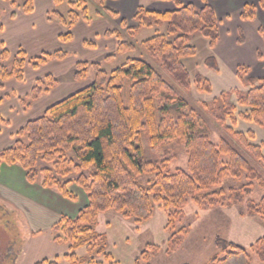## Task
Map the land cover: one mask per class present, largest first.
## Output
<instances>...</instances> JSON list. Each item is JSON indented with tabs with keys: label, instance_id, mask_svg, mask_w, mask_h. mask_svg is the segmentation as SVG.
<instances>
[{
	"label": "trees",
	"instance_id": "trees-1",
	"mask_svg": "<svg viewBox=\"0 0 264 264\" xmlns=\"http://www.w3.org/2000/svg\"><path fill=\"white\" fill-rule=\"evenodd\" d=\"M64 1L53 0L55 6ZM105 1L92 0L95 15L105 13L116 17L114 11L105 7ZM162 1H173L176 9L159 12L138 7L133 16L136 27H127L126 21H120L128 38L117 28L105 32V35L117 39L115 52L105 61L113 59L116 54L142 48L171 82L149 62L139 58H127L110 72L105 71L99 62H77L73 78L82 80L92 69L91 84L27 121L16 132L14 143L0 151V166L18 165L28 183H38L72 201L76 197L68 190L70 184L77 185L85 193L87 204L76 216L62 215L52 226L54 231L61 232V236L54 240L69 244V253L63 256L69 264H86L84 258H78L74 253L83 247L89 256L103 254L106 261L112 260L111 254L105 253V234L94 228L98 214L108 210L132 218L137 224L151 218L156 208L165 211V228L169 233L165 253L168 256L186 234L184 227L174 231L173 225L182 218V208L189 200L203 210L217 206L231 208L244 203L247 215H257L264 222V176L252 163L264 164L262 146L251 142L254 139L251 130L241 132L232 127L239 118L264 130V78L248 77L247 67H237L238 79L249 88L243 92L236 89L224 91L212 100V113L217 123L223 126L229 120L231 124L225 126L229 139L222 137L217 143L212 142L207 128L200 125L196 111L178 95L174 85L183 90H190L193 85L199 93H211L210 82L200 74L191 77L182 60L196 54L190 43L193 34L206 38L210 47L216 44L220 21L206 4L197 9L177 0ZM10 3L15 4L14 0ZM67 4L69 10L65 15L55 8L48 14L66 28L67 32L60 35L62 41L72 39L70 29L76 21L90 19L84 0H67ZM256 7L264 10V0H258L256 5L245 4L239 14L240 20H254ZM21 8L25 13L31 12L32 0H23ZM163 23H166L163 34L157 33L139 43L134 41L141 28L159 27ZM258 33L264 39L263 27L258 28ZM242 40L243 34L239 31L238 42ZM85 45L93 46V43L85 42ZM0 48V89L5 80L21 81L25 66L37 68L50 59L60 60L67 55L55 51L28 58L22 50L10 56L2 44ZM257 56L263 58L261 52ZM8 60L11 62L6 65ZM204 64L208 69L218 71L213 57L205 59ZM55 83L51 75L37 79L29 93L30 101L47 92ZM231 93L236 95L237 105L245 110L237 111L236 104L229 99ZM219 99L223 102L221 109L216 106ZM141 129L146 131L152 149L171 141L182 144L187 155V170L168 171L169 159L161 163L142 160L138 142ZM71 175H75L74 178H70ZM142 175H149L151 179L142 183L138 179ZM229 177L236 181L244 179L246 183L227 191L220 188L205 193ZM254 182L263 192L257 203L247 198ZM239 213L244 214L241 210ZM214 246L222 257L214 255L209 264L251 263L248 250L235 242L216 237ZM250 248L264 264V237L258 238ZM159 252V246L148 243L135 264H149V259ZM35 264H58V257L53 261L42 259ZM87 264L102 263L90 260Z\"/></svg>",
	"mask_w": 264,
	"mask_h": 264
},
{
	"label": "rangeland",
	"instance_id": "rangeland-1",
	"mask_svg": "<svg viewBox=\"0 0 264 264\" xmlns=\"http://www.w3.org/2000/svg\"><path fill=\"white\" fill-rule=\"evenodd\" d=\"M116 1L112 0L113 5L108 7L111 9L115 8V10H120V8L126 10L136 3L137 7L147 9L146 4L153 2L152 0ZM84 3L88 17L89 15L94 16L95 5L92 0H84ZM57 9L60 12H65L69 10V6L67 2H64ZM126 19L127 21L134 22L132 16ZM99 22L105 25L106 21L99 20ZM261 22L264 29V21ZM107 23L126 35L125 28L116 25L119 23L113 22V20ZM165 26L166 23H163L159 27L141 28L134 39L141 42L157 33L163 34ZM251 26V22H243L240 20L239 14L232 11L227 18H221L220 36L215 47H209L207 40L198 33L190 37V43L195 47L196 54L192 57L184 58L183 64L191 77L194 74H200L210 81L214 88L213 94H201L196 91L193 85L190 90H183L174 85L178 95L196 111L200 118V125L207 128L209 138L214 143H217L222 137L230 138L228 132L225 130V126H231L229 120H226L223 126L219 125L213 116L212 111L214 106L211 102L221 92L234 91L236 89L237 82L234 81L236 79L234 65L237 63L240 66L253 68L252 70L257 68L264 72V66L257 65V60L254 54H252L254 40L250 36ZM127 27H129L128 24ZM238 29L243 30L245 35V42L242 44L234 43ZM126 38H128L127 35ZM209 57H213L214 59L220 58V74L207 72L208 69L204 66V61ZM127 58H139L149 62L160 71L167 81L171 82L170 77L161 71L158 64L142 48H137L134 52L116 54L109 61H97L105 71L110 72L120 66ZM93 74V70L89 69L87 76L79 81L88 86L93 81ZM253 78L258 79L259 77ZM234 86L235 88H233ZM237 88L236 90L243 92L249 86L244 85ZM229 99L233 104H236L237 111L244 110V108L237 105V97L234 93L230 94ZM222 105L223 102L220 99L217 100L216 106L219 109L222 108ZM138 139L142 151V160L161 163L169 159L167 164L168 171L173 172L177 169L187 170V155L182 144L171 141L156 149H152L148 143L146 131L143 129L139 131ZM252 163L264 176V164L254 161ZM74 176L71 175L70 178H74ZM138 179L142 183H145L151 177L149 175H142ZM243 183H246V180L236 181L230 177L225 178L220 186L212 187L205 193L214 192L220 188L227 191L229 188H238ZM68 190L75 195L76 200L67 199L68 203H66L65 209L70 210L71 208L73 210L78 208L79 211L87 204L85 193L75 184H70ZM50 191L60 196L55 190L50 189ZM262 195L263 192L258 189L257 184L254 182L252 192L247 198L257 203ZM55 199L54 201H49V207L41 218L37 213H30L28 215L22 207L20 209L14 206L13 203L12 207L5 203L0 204V264H35L42 259L53 261L55 257H58V264H69V261L63 258L66 253H69L68 242L54 240L56 236H61V232L54 231L52 225L58 222L60 217L64 215L57 214L59 208H61V204L55 202ZM240 210L244 214H240ZM246 211L247 208L244 203L233 205L231 208L217 206L203 210L189 200L182 208V218L177 220L173 225L174 231H178L184 227L186 234L181 237V242L176 250L168 256L165 253L167 249L166 241L169 237V233L165 228L167 224V213L165 211L156 208L151 218L141 224H137L132 218H124L114 211L108 210L98 214L94 228L97 232L105 234V253L111 254L112 260L106 261L103 254L93 257L89 256L85 247L76 250L74 253L78 258H84L86 264L90 260L98 261L102 264H135V260L139 257L145 245L150 243L159 246L160 252L157 256H152L149 259V264H209L210 259L214 255L217 254L222 257L214 246L215 238L219 237L245 247L251 257L250 264H263L259 260L256 251L250 247L255 244L258 238L264 237V222L257 215H247ZM70 214L72 216L68 214L64 216L70 218L76 216L73 215L74 212H70Z\"/></svg>",
	"mask_w": 264,
	"mask_h": 264
},
{
	"label": "crops",
	"instance_id": "crops-1",
	"mask_svg": "<svg viewBox=\"0 0 264 264\" xmlns=\"http://www.w3.org/2000/svg\"><path fill=\"white\" fill-rule=\"evenodd\" d=\"M152 1L153 2L146 4L147 9L159 12L173 11L176 9L173 1ZM177 1L183 5L192 4L197 9L203 8L206 4L213 9L215 16L221 21L222 17L227 18L232 11L240 14L243 6L247 3L256 5L258 0ZM10 2L11 0H0V44L8 51L10 56L15 55L19 50L24 51L28 58H35L43 53H52L55 51H63L67 55L60 60L50 59L37 68H33L30 65L25 66L23 79L21 81L11 78L2 82V88L0 89V116L3 121L0 122V151L8 148L14 143L16 132L23 127L27 121L41 115L47 107L80 90L86 85L79 80L73 79L74 65L80 61H105L108 55L114 53L117 47V39L113 36L105 35L107 30L114 28L113 26H109L107 22L113 20V22L119 23L116 25L120 26V21L124 20L130 28H134L136 27V23L127 21L126 18H130L131 16L133 18L138 8V5L135 3L133 6L131 5L129 9L123 10L124 8H120V10H115V8L111 9L108 7L113 5L112 0H106L105 7L114 11L117 14L116 17L105 13H102L101 16H96L94 12V16L89 15V20L79 19L76 21L70 29L72 39L70 41H62L60 35L67 32L66 28L54 18H49L48 14L54 8L57 9L64 2H67V0L57 6L54 5L53 0H32L33 9L29 13H25L21 8L23 0H14V5H11ZM67 12L68 10L60 13L65 15ZM99 20H105V25L100 23ZM261 21H264V10L256 7V16L254 20L243 22L252 23L250 29V36L254 40L252 54H254L257 60V65L264 66V39L258 33V28L262 27ZM239 31L243 34L241 43L238 42ZM85 42H91L93 46H87ZM137 42L138 41H136V43ZM244 42L245 35L243 30L238 29L237 35L234 38V43L242 44ZM215 45L213 47H215ZM258 52L263 54L262 59L258 58ZM215 60L218 66L217 72L208 69L205 64L204 66L208 69L207 72L220 74L221 60L220 58H216ZM10 62L11 61L8 60L5 64L9 65ZM238 66L240 65L237 63L234 65V74L236 76L234 81L237 82V87L240 88V86L244 85L240 82L236 74ZM248 69V77L263 78L264 72L260 71V69ZM46 75L54 77L56 83L47 92L40 94L37 99L30 101L29 93L35 81L44 78ZM237 87L236 89H238ZM233 88H235V86ZM211 89L212 91L208 95L214 92L212 84ZM28 102L29 105L26 106ZM242 108H244V110L246 109L245 107ZM232 127L241 132L251 130L254 133V139L251 142L256 145H261V151L264 153V130L262 128L239 118L236 119L235 126ZM54 199L56 200L55 202L61 204V208H59L57 214H68L72 216L70 212H74L73 215H76L78 212V208L66 210L65 205L68 201L67 199V202L64 201L65 198L61 195L59 196L53 191H50V189L41 187L38 183H28L25 179L24 171L18 165L1 164L0 204L5 203L12 207L13 203L14 206L20 209L22 207L28 215L30 213H37L41 218L49 207V201H54Z\"/></svg>",
	"mask_w": 264,
	"mask_h": 264
}]
</instances>
